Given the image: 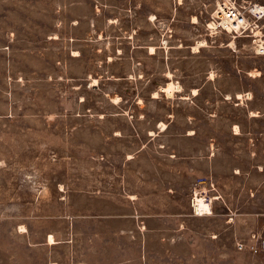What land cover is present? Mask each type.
I'll return each instance as SVG.
<instances>
[{
	"label": "rangeland",
	"instance_id": "rangeland-1",
	"mask_svg": "<svg viewBox=\"0 0 264 264\" xmlns=\"http://www.w3.org/2000/svg\"><path fill=\"white\" fill-rule=\"evenodd\" d=\"M215 8L0 0V264H264V17Z\"/></svg>",
	"mask_w": 264,
	"mask_h": 264
},
{
	"label": "built area",
	"instance_id": "built-area-1",
	"mask_svg": "<svg viewBox=\"0 0 264 264\" xmlns=\"http://www.w3.org/2000/svg\"><path fill=\"white\" fill-rule=\"evenodd\" d=\"M215 5L216 17L212 18L208 27L210 30L219 28L234 37L253 33L258 21L264 17L260 10L264 4L252 0H215ZM238 248L247 249L255 255L264 253V228L252 233L249 243H238Z\"/></svg>",
	"mask_w": 264,
	"mask_h": 264
},
{
	"label": "bare ground",
	"instance_id": "bare-ground-1",
	"mask_svg": "<svg viewBox=\"0 0 264 264\" xmlns=\"http://www.w3.org/2000/svg\"><path fill=\"white\" fill-rule=\"evenodd\" d=\"M260 10L262 11V14L264 15V7H261ZM202 43H203V41H202ZM203 44H201V45L204 46ZM199 45H200V43H199ZM149 50H150V52H153L154 49H153V47H150ZM258 50H259V53L264 54V47L260 46ZM173 90L179 91L180 87L178 85L169 84L166 88H163V91L166 92L168 95L171 94ZM193 206H194V210H195L196 215L202 216V215L210 214V206L204 205L202 202H200V200L198 198H195L193 200ZM49 242H52V240L49 239Z\"/></svg>",
	"mask_w": 264,
	"mask_h": 264
}]
</instances>
